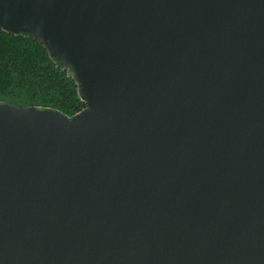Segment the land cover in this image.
Segmentation results:
<instances>
[{
    "label": "water",
    "instance_id": "water-1",
    "mask_svg": "<svg viewBox=\"0 0 264 264\" xmlns=\"http://www.w3.org/2000/svg\"><path fill=\"white\" fill-rule=\"evenodd\" d=\"M84 106L0 101V264H264V0H0Z\"/></svg>",
    "mask_w": 264,
    "mask_h": 264
},
{
    "label": "trees",
    "instance_id": "trees-1",
    "mask_svg": "<svg viewBox=\"0 0 264 264\" xmlns=\"http://www.w3.org/2000/svg\"><path fill=\"white\" fill-rule=\"evenodd\" d=\"M47 106L70 116L84 103L67 69L28 33L0 29V101Z\"/></svg>",
    "mask_w": 264,
    "mask_h": 264
}]
</instances>
